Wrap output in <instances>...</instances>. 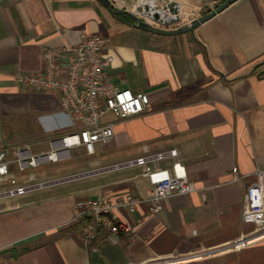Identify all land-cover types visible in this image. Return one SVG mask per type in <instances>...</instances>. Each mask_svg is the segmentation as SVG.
Here are the masks:
<instances>
[{
	"label": "crops",
	"instance_id": "obj_1",
	"mask_svg": "<svg viewBox=\"0 0 264 264\" xmlns=\"http://www.w3.org/2000/svg\"><path fill=\"white\" fill-rule=\"evenodd\" d=\"M113 1L135 11L141 0ZM224 1L169 0L180 8L176 27ZM85 33L105 38L111 81L147 92L151 103L127 119L107 114L115 135L94 154L75 148L78 158L97 157L70 171L27 174L13 161L17 184L85 175L25 204L18 198L32 192L0 199V264H264V238L234 246L255 229L243 212L248 188L264 170V0H236L195 30L173 35L139 28L99 0H0V150L9 159L19 147L48 151L55 138L75 130L59 92L17 77L41 71L47 48H75ZM172 149L198 190L167 198L157 213L142 204L132 215L144 218L140 239L104 232L84 244L87 221L72 222L78 200L123 192L148 197L152 187L142 167L108 166ZM3 182L0 190L13 185L0 176Z\"/></svg>",
	"mask_w": 264,
	"mask_h": 264
},
{
	"label": "built area",
	"instance_id": "obj_2",
	"mask_svg": "<svg viewBox=\"0 0 264 264\" xmlns=\"http://www.w3.org/2000/svg\"><path fill=\"white\" fill-rule=\"evenodd\" d=\"M169 14L172 15L171 18L175 17L171 12ZM145 18L156 26H163L160 21L147 16ZM177 24L172 22L170 27H176ZM105 43L106 40L101 34L85 33L75 48H47L44 52L45 64L41 71L18 74L17 78L23 84L38 90L59 92L63 108L77 121L76 125L80 126V131L55 138L50 150L37 154L29 146L19 147L14 150V160L9 159L7 150H0V176L11 178L13 182V188L3 192L0 190V199L29 191L28 188H14L18 184L10 171L13 161L17 162L21 170H26L47 162L67 160L72 157V149L79 146H83L89 154H94L98 143L109 142L115 135L116 122L104 121L107 114L127 119L147 110L151 103L147 92L120 88L111 81L109 68L113 57L104 55ZM66 53L67 59L63 61L62 57ZM164 159H171L172 164L162 166L160 162ZM136 166L144 169V175L152 184L148 197L123 192L102 194L76 202L72 222L87 221L82 237L84 244H94L104 232L121 233L129 236L132 241L140 239L138 227L144 218L135 219L132 215L138 212L142 204L148 206L149 212L157 213L162 210L167 198L198 190L195 182L190 180L177 149L149 153L108 168ZM234 171L237 173L238 168ZM258 173L260 180L249 186L243 212L245 221L254 223L255 229L249 236L234 244L237 248L264 238V170H259ZM83 175L85 174H72L51 180L45 185L60 180L77 179ZM238 177L239 174H236V178Z\"/></svg>",
	"mask_w": 264,
	"mask_h": 264
},
{
	"label": "water",
	"instance_id": "obj_3",
	"mask_svg": "<svg viewBox=\"0 0 264 264\" xmlns=\"http://www.w3.org/2000/svg\"><path fill=\"white\" fill-rule=\"evenodd\" d=\"M105 7H107L112 14L121 16L126 15L133 20L135 26L142 28L144 30L161 33V34H180L185 33L188 31H193L201 24L205 23L212 17L216 16L220 12H222L225 8H227L230 4L235 2L236 0H225L222 4H220L215 9L211 10L210 12L203 14L197 18H194L188 24L181 25L179 27H170V24L173 22H178L180 20V8L174 3L169 2V0H164L166 3L163 5L151 6L149 5L150 0H141L137 5L135 11L128 10L127 8H120L116 5L113 0H99ZM152 2H155L152 0ZM169 9L172 14L175 15L173 19L165 20L162 14V10ZM150 17L157 21H160L163 26H156L150 23L145 17Z\"/></svg>",
	"mask_w": 264,
	"mask_h": 264
},
{
	"label": "rangeland",
	"instance_id": "obj_4",
	"mask_svg": "<svg viewBox=\"0 0 264 264\" xmlns=\"http://www.w3.org/2000/svg\"><path fill=\"white\" fill-rule=\"evenodd\" d=\"M164 2H165L164 0L163 1L162 0H158V4L159 5H163ZM77 131H80V126L79 125H77L75 130H73L72 132H77ZM75 150H76L75 148L72 149V155H74V157H72V158H70L68 160H64V161H61V162H47V163H44V164L40 165L39 167H29L26 170H23V171L21 169L20 170L23 173H27V174L36 172L39 176L46 175V174H54L55 172L61 171V170L70 171L71 170L70 167L75 166V165H78V166L83 165L85 162H89V160L94 159V157H97V156H88V157H82L81 156V157L78 158V157L75 156ZM15 164H17V162H15ZM11 170L12 169L10 167V171ZM75 173H78V171L73 172V173L69 172L67 174L56 175V176H52V177L50 176V177H46V178H42V179L41 178L40 179H35L34 178V179L29 180L27 182H23L22 184L20 183L17 186H15L14 188H21V187L28 188L29 191H26V192L27 193L32 192V193L28 194L27 196L18 198V200L21 203L25 204V203L30 202L32 200H36V199L42 198L43 196H45L44 191H42V190L51 188L52 186H55L57 188H63V187L66 186L64 184H67L70 181L69 180H60L57 183H53V184H50V185H45L47 182H49L51 180H57V179L65 178V177H67V176H69L71 174H75ZM32 177H35V176L32 175ZM73 182H75V180ZM11 183H13V182H11ZM7 184H8V182L0 183V187H2L4 185H7ZM12 186L13 185L9 186L8 188H10ZM8 188H4V189L2 188L1 192L5 191ZM29 188H31V189H29ZM57 188H55V189H57ZM25 193H22V194H25ZM22 194H20V195H22ZM15 196H19V195H14L13 197H15ZM10 198H12V197H10ZM7 201H11V200H7ZM240 239H242V238H240ZM237 242H238V240L235 241L234 244H236Z\"/></svg>",
	"mask_w": 264,
	"mask_h": 264
},
{
	"label": "bare ground",
	"instance_id": "obj_5",
	"mask_svg": "<svg viewBox=\"0 0 264 264\" xmlns=\"http://www.w3.org/2000/svg\"><path fill=\"white\" fill-rule=\"evenodd\" d=\"M184 13L183 18H186V15L188 14V10L187 11H182ZM164 18L171 20L173 18H171L172 16L169 15V12H165L163 13ZM87 175V174H86Z\"/></svg>",
	"mask_w": 264,
	"mask_h": 264
}]
</instances>
